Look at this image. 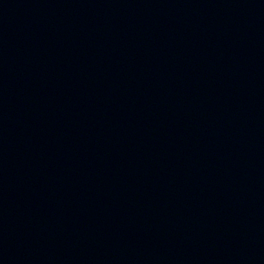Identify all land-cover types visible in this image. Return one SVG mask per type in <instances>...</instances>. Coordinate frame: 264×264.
<instances>
[{
	"label": "water",
	"instance_id": "95a60500",
	"mask_svg": "<svg viewBox=\"0 0 264 264\" xmlns=\"http://www.w3.org/2000/svg\"><path fill=\"white\" fill-rule=\"evenodd\" d=\"M0 264H264V0H0Z\"/></svg>",
	"mask_w": 264,
	"mask_h": 264
}]
</instances>
